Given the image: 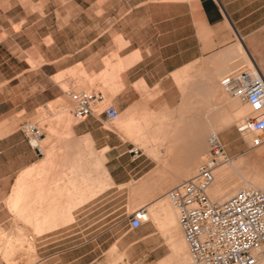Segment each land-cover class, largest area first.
I'll return each instance as SVG.
<instances>
[{
  "label": "crops",
  "instance_id": "0c3cea01",
  "mask_svg": "<svg viewBox=\"0 0 264 264\" xmlns=\"http://www.w3.org/2000/svg\"><path fill=\"white\" fill-rule=\"evenodd\" d=\"M252 67L264 75V0H0V240L21 238L15 212L38 234L64 224L37 236L58 240L39 264H112L115 247L117 264H160L169 232L130 216L197 174L212 135L233 161L211 197L264 189L251 110L222 87ZM82 91L104 99L78 121ZM35 118L42 152L23 132Z\"/></svg>",
  "mask_w": 264,
  "mask_h": 264
},
{
  "label": "built area",
  "instance_id": "2783aa9c",
  "mask_svg": "<svg viewBox=\"0 0 264 264\" xmlns=\"http://www.w3.org/2000/svg\"><path fill=\"white\" fill-rule=\"evenodd\" d=\"M222 87L249 106L251 114L244 129L255 134L254 146L264 145V75L243 70L224 78ZM75 98L73 115L78 121L88 118L104 99L103 94L90 91H82ZM103 112L108 120L120 116L112 105ZM23 132L30 146L42 152V132L37 124H24ZM137 155L135 150L134 156ZM230 160L225 144L212 135L210 156L197 174L166 193L178 211L189 264H257L264 259V189L244 188L221 201L212 199L208 192L216 169ZM146 215V208L136 209L130 216V227H140L148 220Z\"/></svg>",
  "mask_w": 264,
  "mask_h": 264
},
{
  "label": "rangeland",
  "instance_id": "374dc122",
  "mask_svg": "<svg viewBox=\"0 0 264 264\" xmlns=\"http://www.w3.org/2000/svg\"><path fill=\"white\" fill-rule=\"evenodd\" d=\"M251 71L252 72L254 71L253 67L251 68ZM238 108L239 107H237L236 109H238ZM234 110L235 109L232 108L228 112H230V111L234 112ZM234 117L235 116L233 115L232 118L227 121L228 124L235 123V122H233ZM38 120H39V118H35V119L32 120V122L36 123ZM39 124H40V126H42L43 122L40 121ZM251 135L255 136V134H251ZM244 188L245 187H241L240 190L244 189ZM237 191H239V190H237ZM237 191H235V192H237ZM231 195L232 194H230V196ZM136 208H137V206H135V207L131 206V207L128 208V210L129 211H133ZM151 208L149 207V209H147L148 215H149V211H150ZM124 210H127V208H124ZM56 211H57V209H54V210L52 209V211H51L52 213L51 214H56L55 213ZM72 211H73V209H72ZM13 213L15 215V218H16L17 222H18L17 225H16L17 226V235H18L17 237H21V238H17V239H14V240H3V239L0 240V245H2V246H0L1 247L0 248L1 251L5 252V244L7 243V241H9L8 242L7 251H10L11 253H13L12 252L13 251L12 250L13 249L12 246L14 245V248H15L14 255L10 253L11 256L10 257H9V255L7 256L8 259L5 257V255L2 256L3 263L7 262L8 264H11V259L12 260L14 259V260H17L16 264H39L42 261V259H41L42 255L40 254L42 246L44 244H46L47 242H54V241L57 242L58 240L38 238L37 236L42 235L47 230H52V229H54L56 227H59V226H62L64 224H62V225L55 224L52 228H49V229L45 230L42 234H38L30 224L25 222L24 219H22L19 216H17V214L15 212H13ZM148 218L150 219V216ZM14 224H15V222L12 224V227H13ZM27 228H28V230H27ZM161 230H163V229L161 228ZM182 236L184 237L183 232H182ZM169 238L170 239H168V241L166 240V247L162 251V253L166 254V256L163 257L164 259L163 258L162 259L164 261L166 258L169 257V259H171V263L170 264H181L182 262L177 258L176 253L174 251L173 244L171 242L172 238L171 237H169ZM19 241H21L22 245L19 243ZM18 244H19V246H18ZM29 245H31L30 248H29ZM112 255H115V259H114V262H113L114 264H117L119 261H122L124 257H126V255L119 254L118 253V249H116V247L114 248ZM119 255H121L122 257H119ZM150 259H151V257H150ZM160 261H161V259H160ZM163 261H161L160 264H162ZM189 262H190V257H189V251L187 249V263L186 264H189ZM121 264H127V263L124 262V263H121ZM258 264H264V260L260 261Z\"/></svg>",
  "mask_w": 264,
  "mask_h": 264
},
{
  "label": "bare ground",
  "instance_id": "6f19581e",
  "mask_svg": "<svg viewBox=\"0 0 264 264\" xmlns=\"http://www.w3.org/2000/svg\"><path fill=\"white\" fill-rule=\"evenodd\" d=\"M242 102V101H241ZM245 104V103H244ZM247 105V104H246ZM248 106V105H247ZM249 107V106H248ZM253 134V133H252ZM42 146L43 143L41 142ZM262 146V145H261ZM232 158L228 163H225L223 165H220L216 171L224 166L230 165L232 163ZM215 171V173H216ZM150 181V180H148ZM154 181V180H153ZM215 182V180H214ZM213 182V184H214ZM150 182H147V184ZM146 184V183H145ZM213 184L210 186L208 192L210 194V189L212 188ZM158 186V185H157ZM156 186V187H157ZM245 188H252V186H249V184H244ZM160 189V188H159ZM158 191V190H157ZM154 190V192H151L150 194L152 195L151 198H153L154 196H157L156 194L161 193L160 191L157 192ZM140 193L138 192V195ZM137 195V194H135ZM142 195V193L140 194ZM160 195V194H159ZM211 196V195H210ZM229 197V196H228ZM226 197V198H228ZM144 198V197H143ZM213 199V198H212ZM139 205V204H138ZM23 209L19 210L20 214L24 215V212L22 211ZM42 212L41 211H35L34 212V216H39L41 215ZM147 218L150 216V219L157 224L159 227H161L163 230H166L169 232V237L172 238V244H173V248L174 251L176 253L177 258L182 262L181 264H186L187 263V249H188V245L186 243L185 238L182 236V229L179 225V219H178V211L177 209L173 206V204L171 203V201L169 200L168 197H164L162 199H160L159 201H157L154 206L150 209L149 211V215L147 213ZM149 219V218H148ZM37 229V231H42L43 228L45 227L44 223H36L34 225ZM190 257V255H189ZM264 259L260 260L263 261ZM259 261V262H260ZM258 262V263H259ZM257 263V264H258Z\"/></svg>",
  "mask_w": 264,
  "mask_h": 264
},
{
  "label": "snow or ice",
  "instance_id": "6c2138e0",
  "mask_svg": "<svg viewBox=\"0 0 264 264\" xmlns=\"http://www.w3.org/2000/svg\"><path fill=\"white\" fill-rule=\"evenodd\" d=\"M257 106H259V105H257Z\"/></svg>",
  "mask_w": 264,
  "mask_h": 264
}]
</instances>
